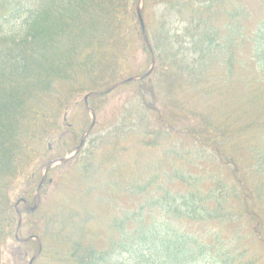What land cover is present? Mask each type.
Wrapping results in <instances>:
<instances>
[{"label": "trees", "instance_id": "obj_1", "mask_svg": "<svg viewBox=\"0 0 264 264\" xmlns=\"http://www.w3.org/2000/svg\"><path fill=\"white\" fill-rule=\"evenodd\" d=\"M138 2L0 0V264L37 253L15 204L116 93L119 117L73 159L79 195L19 206L34 264H264V0H141L151 52ZM139 42L152 73L84 103L126 79Z\"/></svg>", "mask_w": 264, "mask_h": 264}, {"label": "rangeland", "instance_id": "obj_2", "mask_svg": "<svg viewBox=\"0 0 264 264\" xmlns=\"http://www.w3.org/2000/svg\"><path fill=\"white\" fill-rule=\"evenodd\" d=\"M134 54L135 55L133 56V60L127 66V70H126L127 75H124V77H126V78L134 76V75H139L140 72H142V71L144 72V71H147L149 69V67H147V64L145 63V56H144L143 49H141V47H140V42L136 43L134 45ZM128 90H129V88H128ZM125 95H126V93H123L122 95L121 94L117 95V93L112 94L110 96L111 99L103 107L102 111L99 112V114L96 116L97 126H95V128L92 130L93 134L91 135V138H90V139L95 140L96 148H98L99 143L97 144V142H99V137L103 136L105 133H108V131L112 127L113 123L119 117L118 115H119V112L122 108L123 100L126 98ZM73 114H75V115H73ZM82 115H83V110L78 107V109L75 110L74 112H68L66 114V116L69 119H67L64 124H71V125L73 124L75 127H77L81 121V118H83ZM64 128H68V127H64ZM64 133L66 134L64 136V139L67 143L66 148L72 150V149H74L73 146L77 147V146L73 145V143H72V137L70 135L71 133L67 132V131H65ZM107 137L108 136H106L105 138H107ZM107 140L112 142V143H115L114 139L107 138ZM130 140L131 139L124 142L123 145L126 146L128 144V147H129V149H127V152H126L125 159H127L129 161H133L132 154H133L135 149L133 148V142ZM88 146H90L89 148H91V145H88ZM70 155L71 154H67L64 157H68ZM73 159L70 160V162L68 161V163L65 166L60 167L58 169H54V168L59 166V165H56V163H55V165H52V170L50 171V173H48L47 178L51 179L52 182H50V183L46 182V184L42 187V190L44 191L43 197H45V199H46V204L49 206V208H48L49 211L53 210V209L58 210L59 207L55 206L54 204H62V203L70 202V198H68V196H76V195H79V193H80V192L77 193L76 188H75V187L80 188L78 183L75 182V178H77V176L75 175L73 170H71V169H73V164H74ZM42 176H43V171L41 173V178H42ZM68 180H70V181H68ZM23 185H24V181H23ZM96 187H97V184L93 183L90 186L86 187V189L92 188L93 190H95ZM23 189H24V187L22 186V188L20 190L22 191ZM118 199H119V202L122 203L124 197L118 196ZM43 200H44V198L42 199V201ZM31 202L33 203V201H31ZM124 205L127 206L125 203H124ZM30 206L33 207L34 205H30ZM88 209H89V207H88ZM100 209H101V206L99 208V207L95 206V203H93V206L91 207V211H89L88 213L91 216H93L92 214L96 215V212H97V214H100L101 212L98 211ZM18 210L21 211V207H18ZM85 211L87 212L86 208H85ZM114 213H115V215L117 214V212H114L113 207L111 206L110 215L112 217H114ZM32 218L36 219L37 218L36 214L34 216H32ZM22 220H23V218H22ZM25 233H26L25 229L21 228L19 231L20 237H21V235L23 236ZM13 258L16 260L19 259V257L16 258L15 256ZM13 264H24V263L22 262L21 259H19L16 262H14Z\"/></svg>", "mask_w": 264, "mask_h": 264}, {"label": "water", "instance_id": "obj_3", "mask_svg": "<svg viewBox=\"0 0 264 264\" xmlns=\"http://www.w3.org/2000/svg\"><path fill=\"white\" fill-rule=\"evenodd\" d=\"M139 20H140V23H141V29H142V32L144 33V26H143L142 21H141L140 18H139ZM144 41H145V44H146L147 48L150 50L146 37L144 38ZM153 66H154V61H152L151 70H152ZM151 70L148 71V73L146 74V76L151 72ZM141 78H143V77H141ZM132 80H133V79H129V80H127V81H132ZM114 87H115V86H114ZM114 87H113V88H114ZM107 92H108V91H107ZM103 94H104V93L88 95L87 97H85L84 101H86V100H87L88 98H90V97H96V96H100V95H103ZM91 115H92V120H93V119H94V115H93V113H91ZM93 122H94V121H93ZM81 145H82V143H81ZM80 147H81V146H80ZM80 147H78L77 151L80 149ZM67 160H68V159L60 160V161H58V162L63 163V162H65V161H67ZM52 164H53V163H50V164L47 166V168H46V172H47V170L52 166ZM46 172H45V173H46ZM43 180H44V179H43ZM42 183H43V181L41 182V184H42ZM19 225H20V221H19V223H18V228H19ZM34 259H35V258H33V259L30 261V264L33 262Z\"/></svg>", "mask_w": 264, "mask_h": 264}, {"label": "bare ground", "instance_id": "obj_4", "mask_svg": "<svg viewBox=\"0 0 264 264\" xmlns=\"http://www.w3.org/2000/svg\"><path fill=\"white\" fill-rule=\"evenodd\" d=\"M18 243H23L24 241H25V239H22V238H18V239H15ZM41 252H42V245H41V243L39 244V246H38V250H37V253L35 254V255H33L27 262V264H30V261L33 259V258H35L34 260H33V262L31 263V264H34L37 260H38V258H39V256H40V254H41ZM23 262V261H22Z\"/></svg>", "mask_w": 264, "mask_h": 264}]
</instances>
